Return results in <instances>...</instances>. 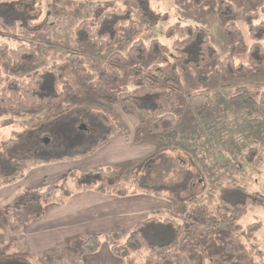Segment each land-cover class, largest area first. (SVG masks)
<instances>
[{"label":"rangeland","instance_id":"obj_1","mask_svg":"<svg viewBox=\"0 0 264 264\" xmlns=\"http://www.w3.org/2000/svg\"><path fill=\"white\" fill-rule=\"evenodd\" d=\"M26 1L34 4L31 14L37 17V23L44 31L36 69L48 67L70 52L77 51L73 31L82 20L88 18L96 3L59 0L55 8L50 0ZM101 1L104 0L97 3ZM226 1L233 7L232 17H219L215 0H201L198 3L193 0H149L151 9L159 16L166 15V18L144 23L134 17L137 30L132 40H141L148 45L150 40L156 39L169 47L165 30L178 23L205 32L217 54V60L205 74L209 78L207 84L197 82L190 72L173 75L181 85L176 126L168 137L152 135L161 139L157 149L159 153H167L164 161L153 162L146 168L149 161H153L149 158L115 169L112 189L121 183L131 188L135 185L149 187L145 180L153 179L160 173L158 181L164 186L163 191L173 192L183 202L179 213L172 211L165 216V219L176 223L175 241L169 243L168 250L172 257L169 260L162 257L156 264H264V207L249 211L239 220H233L221 208L222 201L238 202L247 194L259 193L264 196V118L250 104L239 107L230 102L237 87H244L258 95L264 88V74L230 79L222 77L220 61L229 53L224 27L234 22L242 31L246 44L251 43L244 25L242 1ZM260 7L254 5L251 11L259 12L260 19L264 21ZM129 43H123L120 49L122 54H125ZM78 52L86 67L99 74L104 57H98L94 50ZM233 57L236 64H247L244 51L237 49ZM93 60H96V65L92 64ZM128 67H122L123 74ZM25 74L12 75L22 78ZM47 79L46 93L51 94L50 78ZM204 90L210 91L214 110L210 116L202 118L192 115L194 112L189 107L188 97ZM100 115L119 133L125 123L131 126L133 120L138 121L120 109L116 97L92 98L77 90L66 97L57 111L19 115L0 113V144L13 134L25 135L32 140L31 145L36 146L35 153L39 157L75 155L84 152L106 131L96 120ZM54 121L55 128L52 126ZM145 138L144 131L136 137L138 140ZM252 149L257 155L249 161L248 153ZM61 162L65 164L60 165L62 169L75 164V169L71 170L75 173L82 168L78 160ZM128 169L132 170L130 177L125 173ZM132 180L136 183H132ZM150 186L152 190H160L159 183H151ZM201 206L214 216L217 224L199 223L193 213ZM8 211V208L5 209L3 212L6 214L0 219V226L3 224L0 232V264H73L71 259L79 252L82 241L46 255L31 254L21 244L20 227L11 224L16 216H21V212L18 210L10 215ZM166 229L160 227V230H155L152 238L156 242L168 241L172 238V229L165 233L166 236L160 237Z\"/></svg>","mask_w":264,"mask_h":264},{"label":"trees","instance_id":"obj_2","mask_svg":"<svg viewBox=\"0 0 264 264\" xmlns=\"http://www.w3.org/2000/svg\"><path fill=\"white\" fill-rule=\"evenodd\" d=\"M58 1L50 0L55 8ZM77 1L96 3L88 18L82 20L73 31L77 51L70 52L48 67L36 69V60L43 47L44 31L37 23V17L31 14L34 4L26 0H0V113L19 115L57 111L66 97L81 90L92 98L116 97L120 109L136 117L145 125L141 127L148 133L160 137L171 135L176 126L181 93V85L174 76L178 72H190L197 82L207 84L209 78L205 74L217 60L216 51L206 33L197 27L177 23L165 30L169 47L156 39L146 45L141 40H132L137 30L134 17L144 23L166 18V15L159 16L151 9L149 0H104L98 3V0ZM200 1L193 0L195 3ZM215 1L219 17L234 15L231 3L226 0ZM241 1L244 25L251 43L246 44L242 31L234 22L224 27L229 53L220 61V73L226 79L264 74V21L260 19L259 12L251 11L254 5H260V11L264 13V0ZM125 42L130 43L125 54H122L120 49ZM237 49L246 53L247 64L234 62L233 55ZM81 50H94L98 57H104L99 74L86 67L78 52ZM92 64L96 65V60ZM126 66L129 67L123 74L122 67ZM24 73L22 78L12 75ZM47 78H50L51 94L46 93ZM188 102L191 110L199 117L205 118L213 113L214 105L209 90L190 94ZM230 102L239 107L250 104L264 118V88L258 95H254L244 87H237ZM96 120L106 131L84 152L71 156L39 157L29 137L13 134L0 144V188L19 182L33 168L54 162L80 160L96 153L114 135V127L104 116L100 115ZM55 122L52 124L54 128ZM256 155L254 149L250 150L248 160L252 161ZM115 176L116 172L109 168L79 173L69 171L59 182L24 191L8 206L10 215L18 210L21 212V216H16L11 224L19 227L28 225L42 217L46 206L64 205L73 194L82 191L117 197L137 192L150 194L168 201L174 213H179L183 206V202L173 192L145 189L139 185L131 188L123 183L112 189L110 187ZM263 207L264 196L259 193L247 194L234 203L221 202L222 210L233 220H239L249 211ZM193 216L201 224L218 223L202 206L196 208ZM152 223L167 227L160 237L166 236L165 233L172 229V238L164 243L148 238L144 227ZM175 237L174 221L165 220L159 224L152 219L134 227L127 240L121 245H111L110 251L113 256L122 259L124 264H156L162 257L168 260L172 257L168 251L169 243L174 242ZM100 247L99 238L88 237L81 242L74 258L94 254Z\"/></svg>","mask_w":264,"mask_h":264},{"label":"crops","instance_id":"obj_3","mask_svg":"<svg viewBox=\"0 0 264 264\" xmlns=\"http://www.w3.org/2000/svg\"><path fill=\"white\" fill-rule=\"evenodd\" d=\"M133 121L131 126L125 123L120 133L114 131L108 143L96 153L78 160L82 166L79 172L105 168L115 171L121 165L128 166L131 162L146 161L149 158L153 161L150 160L146 168L153 162L164 161L167 153H159L157 149L161 139L153 138V134L143 129L137 120ZM141 131L146 133L147 138L138 140L136 137ZM61 164L64 163L55 162L33 168L19 182L0 188V217L4 218L6 213L3 211L22 192L59 182L69 171L75 169V164L71 166L68 163L69 167L66 169L59 168ZM125 173L127 177L132 176L131 169ZM159 174L153 179L145 180L149 187L145 185L143 188L151 189V183H159L160 190H164V186L158 181ZM171 212L168 201L150 194L137 192L117 197L82 191L73 194L64 205L46 206L40 219L20 226L21 244L31 254L46 255L61 247L78 244L88 237H97L101 241L100 249L79 259L72 257L73 264H124L122 259L111 254L110 246L123 244L134 227L148 220L153 219L162 224L168 220L165 216ZM2 226L3 224L0 232ZM160 227L165 228L156 223L147 224L144 233L153 239L154 231L160 230Z\"/></svg>","mask_w":264,"mask_h":264},{"label":"water","instance_id":"obj_4","mask_svg":"<svg viewBox=\"0 0 264 264\" xmlns=\"http://www.w3.org/2000/svg\"><path fill=\"white\" fill-rule=\"evenodd\" d=\"M81 129H83V130H84V129H85V127H82Z\"/></svg>","mask_w":264,"mask_h":264}]
</instances>
